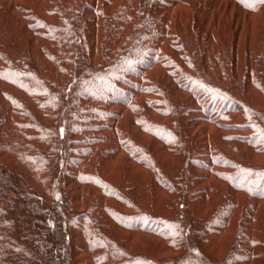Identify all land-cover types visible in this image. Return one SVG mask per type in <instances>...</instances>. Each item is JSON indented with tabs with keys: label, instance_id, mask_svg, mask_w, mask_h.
I'll return each mask as SVG.
<instances>
[{
	"label": "trees",
	"instance_id": "trees-1",
	"mask_svg": "<svg viewBox=\"0 0 264 264\" xmlns=\"http://www.w3.org/2000/svg\"><path fill=\"white\" fill-rule=\"evenodd\" d=\"M0 264H264V0H0Z\"/></svg>",
	"mask_w": 264,
	"mask_h": 264
}]
</instances>
